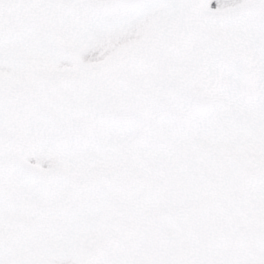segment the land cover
<instances>
[{
    "label": "snow or ice",
    "instance_id": "6c2138e0",
    "mask_svg": "<svg viewBox=\"0 0 264 264\" xmlns=\"http://www.w3.org/2000/svg\"><path fill=\"white\" fill-rule=\"evenodd\" d=\"M0 264H264V0H0Z\"/></svg>",
    "mask_w": 264,
    "mask_h": 264
}]
</instances>
